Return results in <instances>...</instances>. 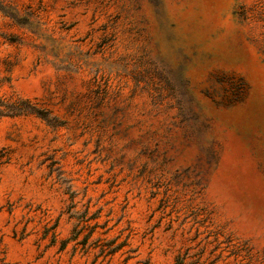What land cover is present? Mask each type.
Segmentation results:
<instances>
[{"label":"rangeland","instance_id":"374dc122","mask_svg":"<svg viewBox=\"0 0 264 264\" xmlns=\"http://www.w3.org/2000/svg\"><path fill=\"white\" fill-rule=\"evenodd\" d=\"M0 112V264H264V0H0Z\"/></svg>","mask_w":264,"mask_h":264},{"label":"trees","instance_id":"16d2710c","mask_svg":"<svg viewBox=\"0 0 264 264\" xmlns=\"http://www.w3.org/2000/svg\"><path fill=\"white\" fill-rule=\"evenodd\" d=\"M14 105V104H13ZM15 111H11V114H21L24 112H31V113H37L41 116H44L46 118V115H43L44 113L42 112L41 109H36L35 107L31 106L30 103L28 102V100H20L18 103V106L13 107ZM2 114V112H0V115ZM67 240L63 241V245L62 247H64L66 245ZM187 258V254L185 255H178V257L176 258L174 264H185Z\"/></svg>","mask_w":264,"mask_h":264}]
</instances>
